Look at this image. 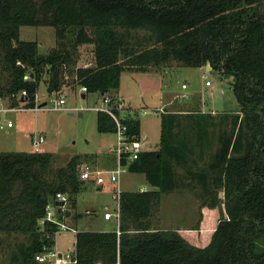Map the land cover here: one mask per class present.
I'll return each instance as SVG.
<instances>
[{"label":"trees","instance_id":"1","mask_svg":"<svg viewBox=\"0 0 264 264\" xmlns=\"http://www.w3.org/2000/svg\"><path fill=\"white\" fill-rule=\"evenodd\" d=\"M42 26L51 27L55 38L46 55H38L36 42L19 38L21 27ZM139 32L146 35L138 39ZM83 46L91 47V61L77 67ZM169 62L208 64L209 72L232 80L239 106L231 116L233 131L211 154L217 124L210 113L160 112L158 149L142 151L130 163L121 160L155 190L121 193L119 234L76 232L74 264H264V0H0V99L11 108L22 102L32 110L41 82L51 95L68 77L72 88L86 89L84 97L109 98L126 140L139 141V120L119 118L112 92L123 72L159 70ZM22 92L24 100L16 99ZM96 129L115 134L116 124L97 111ZM58 154L0 152V234L26 237L13 264H37L35 255L53 250L59 226L40 224L46 207L53 204L64 223L56 195L74 208L81 167L96 159L76 155L55 168ZM179 165L196 167L187 169L188 177L208 198L223 194L224 214L203 248L177 229L159 230L151 222L161 196L177 189ZM210 200L213 208L216 200Z\"/></svg>","mask_w":264,"mask_h":264},{"label":"rangeland","instance_id":"2","mask_svg":"<svg viewBox=\"0 0 264 264\" xmlns=\"http://www.w3.org/2000/svg\"><path fill=\"white\" fill-rule=\"evenodd\" d=\"M144 35L146 34L143 32L136 33V38L141 39ZM19 38L21 41L36 42L38 55H46L55 47L54 31L49 26L21 27ZM90 61L91 47H81L77 67L86 66ZM160 69L162 71L159 73L125 71L121 74L120 86L112 92L115 105L120 107L119 118L138 119L139 141L144 145V151L157 150L161 126L160 114L155 108L160 107V101L156 93L146 96L145 93L152 92L158 82L164 91L173 96L176 95L175 103L168 105L163 111L176 113L194 110L210 113L213 116L217 124L216 128H213L214 133L210 135V153L213 154L219 148L220 140L231 135L233 131L231 116L239 111L230 86L232 80H221L216 73L207 71L205 67L178 66L176 62H169ZM133 72L143 87V96L136 90L137 83L133 80L134 77L132 78ZM70 80L71 78L66 77L60 92L53 96H48L46 84L40 83L36 102L38 105L48 103L47 109L37 111L19 109L0 113V124L4 121L5 125L10 122L14 126L13 129H8L6 126L3 130L0 129V152L34 153L31 137L37 139L42 136L44 142L38 147L40 152L63 153L57 155L55 168L62 167L70 157L76 155L95 157L96 164L90 165L93 169L110 171L115 168V156L109 150L117 147V136L116 134H100L96 129V113L105 108L104 96L94 93L82 98L79 88L70 86ZM207 82L209 86H206ZM182 85H185L187 90L182 91ZM181 94H186L188 99H181ZM61 96L64 98V105L57 108L54 104H49L51 100L58 101ZM7 103L3 101V106L8 107ZM222 116L226 118L221 119ZM193 143L195 144V140ZM194 148L195 158L198 159L199 149L197 146ZM112 157H114L113 164ZM104 160H107L106 165L101 163ZM189 166V168L182 165L175 166L177 189L169 195L161 196L159 211L151 218L153 228L159 230L183 228L186 233L194 228H199L198 230L212 226L215 228L219 218L224 214L222 192L218 190L215 195L208 198L197 182L190 181L187 169L194 171L197 169L194 165ZM97 187L93 182L84 181L81 192L75 198V207L71 208L69 203L65 204V209L70 212L75 211L80 216L75 220L69 219V228L73 231L109 232L117 228L114 219L103 220L105 211L113 213L114 205L111 197L115 186L106 180L102 188L97 190ZM119 188L122 192L155 190L147 184L142 174L128 171L121 175ZM212 197L216 200L213 208L210 207ZM75 232L59 231L55 236L53 250L62 254L67 261H70L74 249ZM192 232L194 233L188 234L191 242L202 245V234ZM25 241L26 237L23 235L0 234V264H13L12 258L17 245Z\"/></svg>","mask_w":264,"mask_h":264},{"label":"built area","instance_id":"3","mask_svg":"<svg viewBox=\"0 0 264 264\" xmlns=\"http://www.w3.org/2000/svg\"><path fill=\"white\" fill-rule=\"evenodd\" d=\"M206 86H209V83H206ZM181 90L185 91L186 86L182 85ZM80 92L83 94L86 92L85 88H80ZM25 92H22L21 94L17 95L16 99H20L21 101L25 98ZM54 94L48 95L53 96ZM181 99H188L187 95L183 94L180 96ZM103 103L105 104V108L103 110H99L101 112H104L108 116H110L115 124H116V136H117V147L113 150H110L109 152L113 153L115 156V168L110 171H103L99 169H93L90 165H82L81 171H80V179L84 181H90L93 182L97 186H102L106 180L114 185V192L112 194V202L114 205L113 213L105 212L103 214V220L109 221L111 219H114V221L117 223V234L118 233V225L120 220V196L122 191L119 188V182L121 175L125 172H127V167L123 166L121 164V160L125 159L126 163H130L138 159L140 153L142 152V144L140 141H128L125 138V129L120 125L118 119L115 117L113 113V107L111 106V100L109 98L103 99ZM22 102L19 103V106L17 108H11V107H4L3 106V100L0 99V113H6L10 111H17L19 109H23ZM49 104H54L57 108L64 105V98L61 96L58 101L51 100ZM48 103H44L42 105H38L36 102L35 107L32 109L34 111H37L39 109H47ZM4 126L7 128L12 127V124L10 122L5 123L1 122L0 129H3ZM32 145L35 149V152H39V145L44 142V138L42 136H39L37 139L35 137H31ZM64 202L66 204V197L62 195H56V203ZM52 208H54L53 204H49L46 207V215L40 222V224L44 223H52L59 226V231H65V232H75L72 229H70L68 226H66L65 223H59L57 221V213L55 211H52ZM57 208V207H56ZM62 211H64V208H60ZM57 234V233H56ZM55 234V236H56ZM34 261L37 264H74L73 262L67 261L62 254H59L55 249L51 251H44L40 254L35 255Z\"/></svg>","mask_w":264,"mask_h":264},{"label":"crops","instance_id":"4","mask_svg":"<svg viewBox=\"0 0 264 264\" xmlns=\"http://www.w3.org/2000/svg\"><path fill=\"white\" fill-rule=\"evenodd\" d=\"M135 71V70H134ZM150 71H153V72H155V73H159V72H161L162 71V69H160V70H150ZM131 72V71H130ZM134 74H133V76H132V78H133V80L137 83H135L136 84V90H138V91H140V94H142V96H143V87L140 85V83H139V81L136 79V74H135V72H133ZM121 80H122V77L120 76V82H121ZM120 82H119V86H120ZM153 87V86H152ZM152 87H150V89L152 88ZM187 90V89H186ZM79 92H80V88H79ZM81 93V92H80ZM155 93H156V95L158 96V99H159V101H160V107L159 108H155V109H157L158 110V112L160 113V112H162L168 105H171V104H173V103H175V99H176V95L175 96H173V95H171V94H169V93H167L166 91H164V89L161 87V86H159V84H158V82L156 83V87H153V90H152V92H146L145 93V96L146 95H155ZM83 95V94H82ZM81 95V96H82ZM181 95H183V94H181ZM186 95V94H185ZM188 97V96H187ZM115 105V104H114ZM176 108H179L180 106H175ZM118 109H120V107H118ZM2 122H4V121H2ZM13 125H12V127H10V128H8V129H13ZM6 128V127H5ZM4 129V128H3ZM2 129V130H3ZM142 144V143H141ZM142 147H143V149H142V151L144 152V145L142 144ZM41 150H39V152H40ZM110 151V150H109ZM146 152V151H145ZM113 159H114V157H112V164H113ZM96 161V160H95ZM107 163V160H104V161H102L101 163L103 164V165H106V163ZM110 162H111V160H110ZM94 164H96V162H94L92 165H94ZM89 165V164H88ZM91 165V166H92ZM100 188H102L101 186H98L97 187V190H99ZM124 192V191H123ZM105 212H108V211H105ZM104 212V213H105ZM72 213H74V214H76V216H77V213H75V211H73V212H70V214L72 215ZM71 215H70V217L67 219L66 218V220L64 221V223L66 224V226H70L69 224H70V222H69V219H73V220H75L76 219V217L75 218H72L71 217ZM69 223V224H68ZM199 228H194L193 230H191V232H189V233H186L185 231H184V229L183 228H180V230H177L178 231V233L189 243V244H191L192 246H194V247H198V248H203V247H205L207 244H208V242H209V239H210V237H211V234H212V232L214 231V229L215 228H213V226L212 227H210V228H202V230H198ZM114 230H116L115 228L114 229H112L111 231H114ZM76 231V230H75ZM192 231H195V233H201L202 234V236H201V238H202V245H198V244H194V243H192L191 241L192 240H190V237H188V234H190V233H194V232H192ZM78 232V231H77ZM102 232H104V231H102ZM110 232V231H109ZM76 233V232H75ZM194 238V237H193ZM195 239V238H194Z\"/></svg>","mask_w":264,"mask_h":264},{"label":"water","instance_id":"5","mask_svg":"<svg viewBox=\"0 0 264 264\" xmlns=\"http://www.w3.org/2000/svg\"><path fill=\"white\" fill-rule=\"evenodd\" d=\"M205 68H206L207 71H210V67H209L208 64H206V67H205ZM81 97L84 98V95H82ZM55 207H57V208H64V211H63V213H64V217H65V218H69V217H70V215H71V214H70V211H68L67 209H65V203H64V202L56 203V204H55ZM71 217H72V218H75V217H76V214L73 213V214L71 215Z\"/></svg>","mask_w":264,"mask_h":264}]
</instances>
